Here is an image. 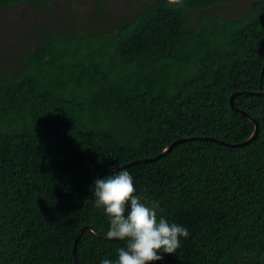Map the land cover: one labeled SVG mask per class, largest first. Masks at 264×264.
Returning a JSON list of instances; mask_svg holds the SVG:
<instances>
[{
	"label": "trees",
	"instance_id": "16d2710c",
	"mask_svg": "<svg viewBox=\"0 0 264 264\" xmlns=\"http://www.w3.org/2000/svg\"><path fill=\"white\" fill-rule=\"evenodd\" d=\"M224 1L114 22L98 0L90 31L52 0H0L35 13L0 67V264H115L94 180L120 169L189 233L152 264H264V0L211 11Z\"/></svg>",
	"mask_w": 264,
	"mask_h": 264
},
{
	"label": "clouds",
	"instance_id": "9594fccd",
	"mask_svg": "<svg viewBox=\"0 0 264 264\" xmlns=\"http://www.w3.org/2000/svg\"><path fill=\"white\" fill-rule=\"evenodd\" d=\"M168 4L183 7V0H168ZM94 197L95 206L109 219L104 238L126 242L118 249L115 264H152L163 259L158 253L175 254L181 238L189 236L184 227L158 217V210L162 211L158 202L146 203L136 194L133 178L125 169L94 180ZM102 264L113 261L105 259Z\"/></svg>",
	"mask_w": 264,
	"mask_h": 264
},
{
	"label": "rangeland",
	"instance_id": "374dc122",
	"mask_svg": "<svg viewBox=\"0 0 264 264\" xmlns=\"http://www.w3.org/2000/svg\"><path fill=\"white\" fill-rule=\"evenodd\" d=\"M56 5V15L63 17L65 10L69 6L76 17V24L90 31H95L97 26L91 24L88 19V13L95 9L98 0H52ZM106 13L112 15V20L115 22L119 18L131 14V11L136 10L143 2L147 0H103ZM255 0H225L221 5L211 9L213 13H217L223 17H237L244 15L249 9L251 3ZM32 15H35L33 10L25 6L16 8H8L0 11V67L10 68L11 66L5 63V56L12 53H21L20 46L24 44V36L15 34V25L20 23L27 24L31 22ZM197 13L193 14V18H197ZM100 21V19H98ZM102 23V22H101ZM103 27V26H102ZM56 28V27H55ZM14 29V30H13ZM14 48V49H13ZM35 188H39L36 183ZM42 195L46 198V193L43 190ZM13 208V205H9Z\"/></svg>",
	"mask_w": 264,
	"mask_h": 264
},
{
	"label": "water",
	"instance_id": "95a60500",
	"mask_svg": "<svg viewBox=\"0 0 264 264\" xmlns=\"http://www.w3.org/2000/svg\"><path fill=\"white\" fill-rule=\"evenodd\" d=\"M230 102H231V105L233 106V108L237 110V108L234 106V95H232ZM243 113H244V112H243ZM247 115L250 117L249 114H247ZM250 118H251V117H250ZM255 124H256L255 132H254V134H253V135H252L247 141H251V140L254 139V138L257 136V134H258L259 125H258V123H257L256 121H255ZM245 142H246V141H245ZM170 148H171V146H169V148H167L165 151L169 150ZM165 151H164L162 154H164ZM97 179H98V178H97ZM94 230H95V229H94ZM78 237H79V236H77V238H76V242L78 241ZM73 253H74V260H75L76 264H78V261H77V259H76V257H75V255H76V249H75V248H74V250H73Z\"/></svg>",
	"mask_w": 264,
	"mask_h": 264
}]
</instances>
